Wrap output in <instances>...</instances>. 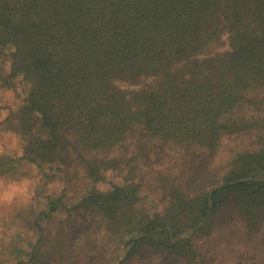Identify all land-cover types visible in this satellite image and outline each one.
I'll return each mask as SVG.
<instances>
[{"label": "trees", "instance_id": "trees-1", "mask_svg": "<svg viewBox=\"0 0 264 264\" xmlns=\"http://www.w3.org/2000/svg\"><path fill=\"white\" fill-rule=\"evenodd\" d=\"M20 83L19 264H264V0H0Z\"/></svg>", "mask_w": 264, "mask_h": 264}, {"label": "rangeland", "instance_id": "rangeland-1", "mask_svg": "<svg viewBox=\"0 0 264 264\" xmlns=\"http://www.w3.org/2000/svg\"><path fill=\"white\" fill-rule=\"evenodd\" d=\"M26 86V83H20L17 90L0 89V113L4 114L5 106L22 98ZM37 131L41 133L40 129ZM13 150V139L0 134V155H13ZM37 177L38 170L33 164L16 160L0 161V264H19L20 259L14 250L16 246L26 252L28 244L36 241V232L23 227L25 222L21 216L29 209ZM120 254L115 264L123 261ZM27 258L25 256L23 260Z\"/></svg>", "mask_w": 264, "mask_h": 264}, {"label": "water", "instance_id": "water-1", "mask_svg": "<svg viewBox=\"0 0 264 264\" xmlns=\"http://www.w3.org/2000/svg\"><path fill=\"white\" fill-rule=\"evenodd\" d=\"M217 187H221V185H219V186H217ZM201 224H202V223H201ZM142 236H143V235H139V236H137V237L135 238V241H136L138 238L142 237ZM134 243H135V242H133L132 244L128 245V246L125 248V250L120 254V260H124V259L126 258L128 252L131 250V248L133 247Z\"/></svg>", "mask_w": 264, "mask_h": 264}]
</instances>
